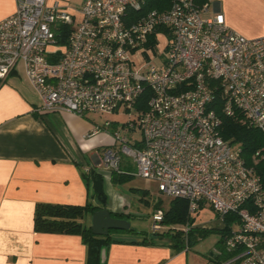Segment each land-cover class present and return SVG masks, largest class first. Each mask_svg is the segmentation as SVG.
<instances>
[{"label":"built area","instance_id":"1","mask_svg":"<svg viewBox=\"0 0 264 264\" xmlns=\"http://www.w3.org/2000/svg\"><path fill=\"white\" fill-rule=\"evenodd\" d=\"M145 2L84 0L75 13L59 1L17 0L0 20V80L23 62L39 111L134 110L128 129L139 127L142 137L114 131L104 166L121 172L124 153L164 196L188 200L190 215L202 204L223 219L236 215L224 238L229 256L216 264H264V185L241 146L220 134L213 107L220 96L225 115L264 130V36L239 33L221 11L202 17L210 0H174L165 11H144ZM60 25L72 28L65 44L56 37ZM146 89L149 108L140 112ZM164 215L154 211L153 233L164 229Z\"/></svg>","mask_w":264,"mask_h":264},{"label":"crops","instance_id":"2","mask_svg":"<svg viewBox=\"0 0 264 264\" xmlns=\"http://www.w3.org/2000/svg\"><path fill=\"white\" fill-rule=\"evenodd\" d=\"M56 1L76 13L81 7L70 4L81 2L82 6L84 0H49ZM198 2L203 5L206 0ZM16 6L17 0H0V20L12 15ZM208 6L205 13L223 12L227 24L246 37L264 36V0H210ZM39 104L24 64L18 62L0 80V264H87L88 247L80 234L35 230L38 203L93 204L108 208L113 217L126 219L131 215L130 204L113 185L126 184L133 175L121 174L126 180L119 181L120 175H113L101 162L103 149L115 144L113 121L109 129H103L106 121L101 124L89 113L39 111ZM85 167H90L91 173H85ZM93 174L102 178L104 194L110 192L105 204L94 189ZM216 215L214 224L191 225L192 242L186 247L164 233L170 227L166 224L154 234L135 227L133 231L130 227L111 230L105 264L221 262L228 253L218 230L226 223ZM82 222L91 226L92 213L85 214ZM210 228L220 233L216 245L209 251L197 249L195 244Z\"/></svg>","mask_w":264,"mask_h":264},{"label":"trees","instance_id":"3","mask_svg":"<svg viewBox=\"0 0 264 264\" xmlns=\"http://www.w3.org/2000/svg\"><path fill=\"white\" fill-rule=\"evenodd\" d=\"M173 2L174 0H146L143 10L165 11L172 6ZM71 30L72 28L68 25L59 26V29L56 30V37L60 44L67 43ZM149 99L150 92L146 89L136 103V110L140 112L147 111L149 108ZM221 106L222 101L220 96H218L216 97L213 107L222 120L220 134L225 140L241 146L246 164L254 169L264 185V130L251 125L244 119L243 115L236 117L225 115L222 112ZM132 172L133 171L129 169H125L123 172L113 171V175H120L118 180L123 181L126 180V178L122 175H133L131 174ZM93 179L102 180L97 174H93ZM103 197H105V194L100 196L101 199H103ZM163 204L164 202L160 200L156 203L155 207L156 209H162L164 211V224L170 226L164 233L177 239V243L183 245V247L190 246L192 242L191 225L194 223V217L189 214L188 200L184 198H172L169 201L168 207L164 208ZM99 208V206L93 204L38 203L35 212V230L39 232L80 234L88 247L87 264H105L106 261L102 260V250H107L108 243L111 240V234L97 235L92 231L91 226H86L82 222L85 214H93ZM236 218L234 214H229L225 217V227L218 230L222 233V238H225V236L230 233ZM177 224H182L186 226V228H189V230L177 228ZM128 230L133 231L135 229L130 227ZM228 255L226 254L224 257L227 258Z\"/></svg>","mask_w":264,"mask_h":264},{"label":"rangeland","instance_id":"4","mask_svg":"<svg viewBox=\"0 0 264 264\" xmlns=\"http://www.w3.org/2000/svg\"><path fill=\"white\" fill-rule=\"evenodd\" d=\"M79 3L70 4L74 8L79 9L81 6ZM210 16L209 13H202V17L207 18ZM167 43V37L162 38V44L160 45V49L162 50L164 45ZM136 112L132 110L131 112H126L122 109L120 112L110 113V114H100V113H89L92 119H95L97 122L103 124L104 121L110 120L114 122L116 125V130L121 131L123 134H133L136 139H140L142 137L141 130L137 127L136 130H129L127 123L135 117ZM129 169L132 172L133 176L131 177V181L126 184L116 183L113 185V189L121 192L126 198L127 203L130 204L128 207V211L131 215L127 216L128 218H120L129 221L132 227L137 228L138 231H147L151 230L152 224V215L155 211V205L158 201L162 200L164 202L163 207H168L169 201L172 198L164 196L157 187V183L153 180L144 179L137 176V167L134 163L133 159L125 155L121 154V165L120 170ZM135 187V188H132ZM106 193V197L109 195ZM192 217H196L194 221L195 226H205L211 223H216L218 218L213 209L209 207V205H205L202 207L200 212L194 213ZM119 218V217H117ZM182 224H177V228H182ZM220 238V233L214 229H208L205 231L204 237L199 240L195 245L197 249H202L203 251H209L214 248L217 241Z\"/></svg>","mask_w":264,"mask_h":264},{"label":"water","instance_id":"5","mask_svg":"<svg viewBox=\"0 0 264 264\" xmlns=\"http://www.w3.org/2000/svg\"><path fill=\"white\" fill-rule=\"evenodd\" d=\"M94 189L97 191L99 196L104 194L103 191V181L95 180L94 181ZM103 204L106 202V198L102 199ZM131 227L129 221L125 219H120L112 216V212L106 208L101 207L97 211L92 214V223L91 228L92 231L97 235H108L111 230H126ZM106 259V250H102V260Z\"/></svg>","mask_w":264,"mask_h":264}]
</instances>
